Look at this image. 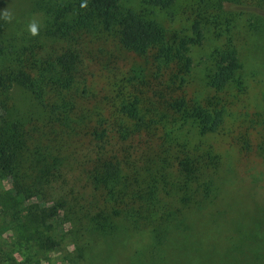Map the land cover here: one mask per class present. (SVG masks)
<instances>
[{"label": "trees", "instance_id": "16d2710c", "mask_svg": "<svg viewBox=\"0 0 264 264\" xmlns=\"http://www.w3.org/2000/svg\"><path fill=\"white\" fill-rule=\"evenodd\" d=\"M175 1L142 0L143 8L136 0H34L44 23L28 36L10 35L0 17V182L8 184L0 189V215L17 229L31 228L43 247L57 242L31 222L70 215L96 234H112L121 221L145 230L157 255L174 232L189 228L186 214L217 197L221 157L204 139L223 125V108L180 96L148 118L138 94L126 95L123 85L114 114L100 113L92 125L77 112L87 91L81 46L109 35L184 87L191 47L202 43L204 29L197 14L191 34L169 37L155 10L171 12ZM242 68L235 46L216 49L208 85L243 90ZM15 85L32 96L37 112L16 108Z\"/></svg>", "mask_w": 264, "mask_h": 264}, {"label": "rangeland", "instance_id": "374dc122", "mask_svg": "<svg viewBox=\"0 0 264 264\" xmlns=\"http://www.w3.org/2000/svg\"><path fill=\"white\" fill-rule=\"evenodd\" d=\"M248 1L223 0L220 7L219 0H176L171 12L155 10L171 38L191 34L197 14L203 23L204 39L191 47L193 66L183 88L171 72L159 71L151 59L120 47L112 35L81 46L87 91L77 112L89 116L88 124L100 113H115L113 101L123 85L126 95L138 94L148 118L169 111L166 103L180 96L224 109L223 125L204 139L221 157L219 192L204 209L186 214L189 228L174 232L154 255L149 233L122 221L109 235L90 232L85 222L70 215L32 221V228L56 240L48 248L31 228L17 229L18 224L0 215V264H264V4ZM5 13L11 17L6 18L10 35H31L32 25L37 30L44 23L34 0H0V17ZM228 44L235 46L243 65V90L236 84L220 91L208 85L214 53ZM11 95L20 111L37 112L23 87L15 85ZM77 147L82 156L86 141Z\"/></svg>", "mask_w": 264, "mask_h": 264}, {"label": "clouds", "instance_id": "9594fccd", "mask_svg": "<svg viewBox=\"0 0 264 264\" xmlns=\"http://www.w3.org/2000/svg\"><path fill=\"white\" fill-rule=\"evenodd\" d=\"M4 15H5V18H7V19H10V18H11V17L8 16L7 13H5ZM30 30L32 31L33 34H35V32H36V28H35L34 25L31 26Z\"/></svg>", "mask_w": 264, "mask_h": 264}]
</instances>
